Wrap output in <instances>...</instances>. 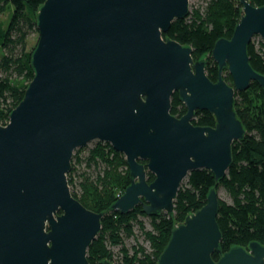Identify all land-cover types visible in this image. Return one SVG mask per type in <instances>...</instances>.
<instances>
[{
  "label": "water",
  "instance_id": "water-1",
  "mask_svg": "<svg viewBox=\"0 0 264 264\" xmlns=\"http://www.w3.org/2000/svg\"><path fill=\"white\" fill-rule=\"evenodd\" d=\"M240 3L231 37L213 45V82L190 46L162 38L188 15L189 0H44L33 78L0 125V264H88L103 213L72 196L67 174L74 151L91 141L125 158L130 184L111 205L121 214L140 205L147 216L171 215L191 171L207 169L216 183L226 175L232 144L245 134L234 94L252 81L264 91L247 50L254 36L264 43V5ZM173 93L186 108L180 117L170 113ZM196 111L211 114L214 126L192 124ZM218 200L211 188L172 230L157 264H264L257 241L221 253Z\"/></svg>",
  "mask_w": 264,
  "mask_h": 264
},
{
  "label": "trees",
  "instance_id": "trees-1",
  "mask_svg": "<svg viewBox=\"0 0 264 264\" xmlns=\"http://www.w3.org/2000/svg\"><path fill=\"white\" fill-rule=\"evenodd\" d=\"M252 6H263L264 0H246ZM44 0H0V16L10 10V17L0 22V125H6L9 114L20 102L24 91L34 75L31 55L36 44L28 49L30 34H38L36 14ZM242 13L240 0H203L201 5L191 7L184 19H176L164 34L192 48L193 60L205 61L207 77L216 82L218 67L211 57L214 43L220 38H230ZM258 36H254V38ZM249 63L264 75V43L260 38L248 45ZM223 79L233 85L226 69ZM234 110L242 122L245 134L232 144V162L226 175L216 183L211 171H191L180 185L171 215L157 213L147 216L138 205L126 214L111 210L112 203L130 184L129 170L123 154L115 151L109 143L97 141L87 149L73 154L67 180L72 196L84 207L103 213L101 229L87 249L88 264L108 260L112 264H157L158 257L167 245L172 230L183 223L185 217L206 203L211 188L222 187L230 202L218 200L216 221L221 231L220 251L224 253L233 246L246 248L251 241L264 246V91L252 81L244 91L234 94ZM186 112L178 94L171 97L170 113L176 117ZM192 124L214 126V117L206 111H196ZM144 163L143 161H140ZM93 166L97 171L92 177L85 172L78 174L81 164ZM148 182L153 175L146 173ZM79 178V179H78ZM141 217L150 221L145 229ZM137 226L147 246L136 243L128 248L124 237H134ZM110 245H120L113 253ZM217 260L219 254L214 252Z\"/></svg>",
  "mask_w": 264,
  "mask_h": 264
},
{
  "label": "rangeland",
  "instance_id": "rangeland-1",
  "mask_svg": "<svg viewBox=\"0 0 264 264\" xmlns=\"http://www.w3.org/2000/svg\"><path fill=\"white\" fill-rule=\"evenodd\" d=\"M201 3H203V0H189V9L192 6L193 7H196L198 5H201ZM10 13H11L10 10H8L7 12L3 13L0 16V22H2L3 25H6V22H7V20L10 17ZM258 38H260V37H257V38L255 37L254 39L252 38V40H254V42H255V41L258 40ZM37 39H38V34H35V33L30 34V36L27 39V48L28 49L32 48L36 44ZM1 54H2V50L0 49V57H1ZM96 142H97V140L91 141V142H89L86 145V147L80 148V149H84V150H82L80 152V155L85 156L86 153H87V149L90 148V147H92ZM76 151H78V149H76L74 151V153ZM96 171L97 170L93 166L87 167L83 163V164H81L79 166L78 174L80 175L81 172H85L88 175H91L93 177L95 175V172ZM218 197L221 198V199H223V200H225V201H227V202H230L229 197L227 196L225 190L222 187H220L218 189ZM140 220L143 222L145 229H150V221L148 220L147 217H141ZM136 243H138L139 245H142L144 247L147 246V243L144 241V239H143V237H142V235H141V233H140V231H139V229H138L137 226L134 227V237H130V238L124 237V244H125L126 247L130 248L133 245H135ZM119 246L120 245H116V246L110 245V249L112 250L113 253H116L117 250H118V248H119Z\"/></svg>",
  "mask_w": 264,
  "mask_h": 264
}]
</instances>
